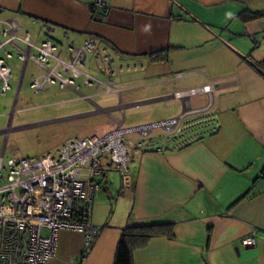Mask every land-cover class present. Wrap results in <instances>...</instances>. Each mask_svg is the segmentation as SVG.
<instances>
[{"label":"crops","instance_id":"1","mask_svg":"<svg viewBox=\"0 0 264 264\" xmlns=\"http://www.w3.org/2000/svg\"><path fill=\"white\" fill-rule=\"evenodd\" d=\"M103 1L106 7L93 11L92 0H0L1 20L14 26L19 37L27 32L34 44L69 43L64 64L81 74L74 76L49 58V68L64 78L83 74L78 67L86 57L83 60L78 50L88 37L112 62L130 63L139 70L134 81L120 87L92 86L83 79L87 87H104L95 96H116L106 108L71 85L53 84L40 92L57 85L78 94L67 100L87 101L91 110L83 114L105 112L113 128L128 119L109 111L122 112L124 106L140 103L145 104L144 114L136 119L142 123L202 109L216 117L218 127L178 149L134 151L129 161L132 188L115 191L107 174L93 200L90 222L99 235L89 252L83 255L80 232L60 231L58 253L45 264H113L120 235L133 224H171L173 231L172 238L156 236L136 248L134 264H264V74L251 64L264 58V15L241 18L244 13L264 12V0ZM14 43L27 50L20 40ZM9 47L21 62L18 96L25 79L31 88L44 71ZM206 85L210 91H201ZM123 98L137 101L124 104ZM3 148L4 140L0 152ZM251 234L254 243L243 245Z\"/></svg>","mask_w":264,"mask_h":264},{"label":"built area","instance_id":"2","mask_svg":"<svg viewBox=\"0 0 264 264\" xmlns=\"http://www.w3.org/2000/svg\"><path fill=\"white\" fill-rule=\"evenodd\" d=\"M95 8H105L103 0H92ZM20 40L27 50L14 43ZM9 45L19 52V58H30L44 73L34 78L30 87L34 94L53 84L60 88L70 86L71 79L64 78L54 67L45 65L49 58L60 64L64 71L74 76L81 74L72 64H64L49 40L34 44L26 32L21 38L14 26L0 18V50L10 57ZM34 49L38 55L29 53ZM86 52H93L99 71L106 73L108 85L112 76V59L104 49L88 37L78 50L83 60ZM87 77H90L87 75ZM11 70L0 57V94L10 89ZM85 83H90L87 79ZM201 91L209 92V86ZM199 89H190L196 93ZM176 96H182L175 93ZM192 116V117H190ZM216 117L202 109L183 112L175 118L122 126L121 124L101 135L72 138L39 157L19 155L4 162V148L0 152V264H45L58 253V233L64 230L83 235V255L96 241L98 228L91 222L93 200L106 183L108 172L120 175V191L133 186L130 158L134 151H166L186 146L218 127ZM161 132L155 136V131ZM135 136V139L132 137ZM47 230L48 235H41ZM254 243L253 234L242 240L247 246ZM78 264V262H77Z\"/></svg>","mask_w":264,"mask_h":264},{"label":"rangeland","instance_id":"3","mask_svg":"<svg viewBox=\"0 0 264 264\" xmlns=\"http://www.w3.org/2000/svg\"><path fill=\"white\" fill-rule=\"evenodd\" d=\"M30 32L35 30L29 29ZM52 45L57 54L59 49L62 52L59 54L60 59L65 62L68 60V45L69 43L64 40L60 42L53 41ZM73 46V45H71ZM10 57H1L5 60L11 69L12 77L10 80V89L4 94H0V130L8 129L5 135L0 134V146L4 140V162L7 158L17 157L19 155L28 157H39L49 150L72 138H87L94 135H101L113 129L112 123L107 119L105 112L87 113L91 106L87 101L81 99L67 100L76 97L78 94L88 96L89 100L100 106L106 108L116 102V96L102 95L95 96V93L103 91L104 87L95 89L94 87H87L83 85V79H87L92 86L96 81H107V73L110 71L107 68L106 73L99 71L94 60L93 52H86L85 64L83 67H78L83 74L79 78H74L72 75H66L68 79L72 80L71 86L77 89L78 94L70 92L67 89H59L57 85L48 92H39L34 94L33 89L29 88L28 80L25 79L21 85L18 96L16 95V87L20 76L21 62L17 58V54L9 47L6 46ZM33 55H38L35 50L31 52ZM1 54V53H0ZM52 60L49 59L45 65L50 67ZM133 64L121 63L114 59L111 63L112 76L109 85L112 87H120L125 82L135 80L139 73L137 68H133ZM30 71V66L27 72ZM35 70V73H39ZM89 75L90 77H87ZM65 76V75H64ZM139 92V91H136ZM17 97V104L14 107V97ZM128 101V102H127ZM137 100H125L122 103H130ZM144 103L137 105L124 106L122 112L109 111L112 116L120 118L127 117L124 126H131L141 124L136 118L144 114ZM22 109V110H20ZM82 113V114H81ZM12 115V120L9 118ZM140 119V118H139ZM159 131L158 129L155 131ZM5 138L3 139V137ZM135 139V136H132ZM109 179L112 180V185L115 191L120 190V175L115 170L108 172ZM108 198V195H105ZM119 196V195H118ZM113 200V199H111ZM41 235L47 236L48 231L42 230Z\"/></svg>","mask_w":264,"mask_h":264},{"label":"trees","instance_id":"4","mask_svg":"<svg viewBox=\"0 0 264 264\" xmlns=\"http://www.w3.org/2000/svg\"><path fill=\"white\" fill-rule=\"evenodd\" d=\"M96 8L92 6L94 11ZM264 12H250L241 14L242 20L256 19ZM161 59L167 55V50L162 51ZM252 66L264 74V58L251 62ZM156 236L173 237L171 224L139 225L133 224L125 227L117 243L113 264H134L133 252L136 248L143 247L151 238Z\"/></svg>","mask_w":264,"mask_h":264}]
</instances>
